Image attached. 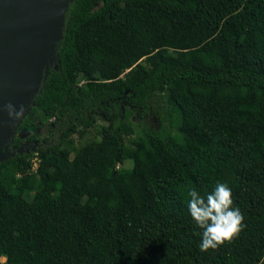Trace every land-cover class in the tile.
<instances>
[{"label":"trees","instance_id":"16d2710c","mask_svg":"<svg viewBox=\"0 0 264 264\" xmlns=\"http://www.w3.org/2000/svg\"><path fill=\"white\" fill-rule=\"evenodd\" d=\"M56 53L0 163V264H264V0H72ZM218 182L246 227L202 252L187 191Z\"/></svg>","mask_w":264,"mask_h":264},{"label":"water","instance_id":"95a60500","mask_svg":"<svg viewBox=\"0 0 264 264\" xmlns=\"http://www.w3.org/2000/svg\"><path fill=\"white\" fill-rule=\"evenodd\" d=\"M71 1L0 0V107L9 102L24 106L23 117L15 122L6 111L0 114V163L16 155L12 142L18 126L49 69L58 68L56 45Z\"/></svg>","mask_w":264,"mask_h":264},{"label":"clouds","instance_id":"9594fccd","mask_svg":"<svg viewBox=\"0 0 264 264\" xmlns=\"http://www.w3.org/2000/svg\"><path fill=\"white\" fill-rule=\"evenodd\" d=\"M7 112L10 121H17L24 115V106L9 102L0 107V114ZM54 118L50 119L53 122ZM188 211L196 226L202 230L200 251H215L219 247L231 244L246 227L244 216L238 207H234L233 194L226 183H216L206 198L195 187L188 189Z\"/></svg>","mask_w":264,"mask_h":264},{"label":"rangeland","instance_id":"374dc122","mask_svg":"<svg viewBox=\"0 0 264 264\" xmlns=\"http://www.w3.org/2000/svg\"><path fill=\"white\" fill-rule=\"evenodd\" d=\"M132 120H133L134 123H136V122H138V121H143V119H141V120H140V119L136 120L135 117H133ZM148 121H149V122L152 121V123H154V121L152 120V116H151V115L145 119V122H146V123H148ZM95 123H99V122L96 121ZM148 124H149V123H148ZM94 133H95L94 131L91 132L92 135H94ZM91 134H90V136H92Z\"/></svg>","mask_w":264,"mask_h":264}]
</instances>
